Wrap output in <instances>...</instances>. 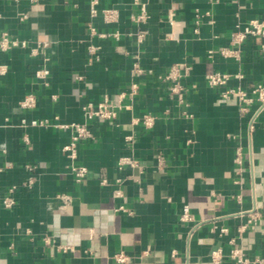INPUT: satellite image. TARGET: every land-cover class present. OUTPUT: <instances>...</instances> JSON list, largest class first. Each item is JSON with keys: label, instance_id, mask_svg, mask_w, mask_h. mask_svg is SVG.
I'll use <instances>...</instances> for the list:
<instances>
[{"label": "crops", "instance_id": "crops-1", "mask_svg": "<svg viewBox=\"0 0 264 264\" xmlns=\"http://www.w3.org/2000/svg\"><path fill=\"white\" fill-rule=\"evenodd\" d=\"M91 7L0 0V31L27 42L0 49L8 67L0 75V264H213L217 247L222 264H236L233 237L264 264V108L254 100L242 111L206 78L229 73L226 86L249 94L264 86L263 39L248 37L240 59L221 53L237 25L264 19V0H99L97 15ZM105 8L118 19L107 22ZM178 63L191 67L186 105L165 78ZM106 98L117 116L88 117ZM73 123L92 134L75 159L63 151ZM125 156L136 162L121 165ZM73 163L88 169L80 182ZM185 206L192 221L181 219Z\"/></svg>", "mask_w": 264, "mask_h": 264}, {"label": "built area", "instance_id": "built-area-1", "mask_svg": "<svg viewBox=\"0 0 264 264\" xmlns=\"http://www.w3.org/2000/svg\"><path fill=\"white\" fill-rule=\"evenodd\" d=\"M91 2V13L93 15H97L99 10L97 8V4L99 0H90ZM102 14L104 19L107 22H112L118 19V10L114 8H105L102 10ZM26 16V15H25ZM146 17L145 13L134 17L136 21H142ZM118 32L115 35L118 36ZM248 37H257L263 39V48H264V19L260 18H251L243 25H237V28L232 32L231 35V42L233 47H225L221 50V53L226 57H234L236 59L241 58L240 48L243 42ZM144 38V33H139V40L140 42ZM20 44L26 46V41H19L18 39L12 38L7 32L0 31V49L8 50L13 47H17ZM212 52V51H211ZM137 70L141 71V68L138 64H136ZM191 67L186 63H178L170 67L168 73L166 74L165 78L170 82L171 88V95L175 97L180 105H186L187 101L185 98V87L182 83V80L188 76ZM8 70L6 64H0V75L5 74ZM49 74V70L47 68H42L37 71V76L40 78H44ZM241 77L240 74L237 75ZM231 75L229 73H222L219 71L207 73L206 78L207 81L213 86H220L225 87L222 91V96L225 99H236L237 102L240 104V108L242 111H247L250 104L254 102V100H258L260 102L261 109L264 108V86L259 84L253 87L251 94L244 90L241 87H227V83L230 79ZM138 85L134 83L132 85V92H137ZM124 95V93L122 94ZM33 98L29 97L24 101V105H32ZM118 108L113 105L109 99H104L97 105H89V109L87 111V116L92 118H100V119H111L117 116ZM143 122L146 126H152L154 123V116L151 114L144 115L142 118ZM33 124H37V121H32ZM67 127L69 125H66ZM75 129V134L72 140L67 143L63 147V151L66 155L71 158L75 159L77 155V144L78 142L85 138L91 136V132L87 127L86 123H73L71 125ZM132 138V137H129ZM237 163H242V150L241 148L237 149V156H236ZM136 162L135 159H132L129 156L122 157L120 159V164H134ZM71 170L73 171L75 178L78 182L82 181L83 178L87 174V167L83 165H71ZM103 184H108L109 181L104 179L102 181ZM14 203V199L11 196H6L4 199V204L6 206H11ZM256 217L253 216V219ZM181 219L185 222L192 221L193 215L190 211L188 206L184 207L183 214ZM252 220V219H251ZM246 226H243L242 229H245ZM229 233V229L227 227L221 228V234ZM232 243V248L229 252V257L236 263V264H259L261 263V259L259 258H252L247 254L246 249L239 245L236 239L233 237L230 239ZM211 261L213 264H222L224 259V251L221 247L213 248L210 251ZM116 259L119 262H126L128 260V256L125 253H119L116 255Z\"/></svg>", "mask_w": 264, "mask_h": 264}]
</instances>
